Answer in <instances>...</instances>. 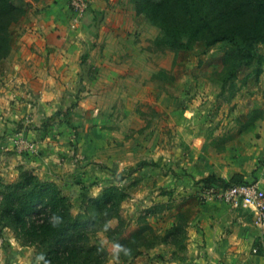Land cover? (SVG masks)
I'll return each instance as SVG.
<instances>
[{
    "label": "crops",
    "instance_id": "crops-1",
    "mask_svg": "<svg viewBox=\"0 0 264 264\" xmlns=\"http://www.w3.org/2000/svg\"><path fill=\"white\" fill-rule=\"evenodd\" d=\"M14 2L26 5L27 9L11 25V49L0 60V181L13 180L21 165L31 166L42 178L58 183L78 212L113 179L100 165L94 164L96 158L106 159L100 153L107 151L106 135L112 132L101 123L112 116L104 111L88 110L85 104L87 100L90 104L104 99L103 88L117 78L115 73L108 74L115 65L112 58L125 53L122 49L115 50L123 36L118 28L123 24L130 26L140 16L131 0H90L80 27L71 31L69 0ZM142 38L147 40L146 36ZM164 67L170 76V66ZM173 75H178L176 67ZM177 79L181 85L183 78ZM263 90L259 108H254L263 115L249 129L235 130L222 147L212 142L208 137L211 131L207 133L206 126L201 124L208 125L204 122L206 116H192L198 121L193 130L184 124L190 119L183 117V112L176 117L180 120L177 126L174 124L183 137L170 141L159 135L156 140L146 142V147L139 145L145 142L143 138L132 144L139 149L136 154L141 155L140 159L148 162L134 176L138 187L129 189L130 196L121 205L120 214L126 219L124 237L138 230L140 214L154 208L147 218L153 228V244L142 247V252L134 257L120 256L119 264H264V228L254 223L251 211L219 199L202 200L197 192L202 180L212 174L215 181L243 179L257 182L264 190ZM183 95L187 91L179 101ZM168 100L169 97L165 101ZM76 101L77 106L68 113L58 112L67 103ZM174 108L170 107L171 112L164 109L159 112L171 120L175 116ZM67 118L78 129V136L72 134ZM222 131L229 134L227 128L215 125L214 133ZM16 135L37 142L38 153L14 149ZM179 212L186 219L181 245L167 235L176 225ZM116 223V219L110 221L111 225ZM0 236L3 240L0 260L5 259L8 264H13L12 260L15 264L16 261L39 264L33 256L35 248L20 244L1 222ZM98 238L108 250L103 264H115L111 254L115 243L103 231L98 232ZM253 248L257 252H252Z\"/></svg>",
    "mask_w": 264,
    "mask_h": 264
},
{
    "label": "trees",
    "instance_id": "trees-1",
    "mask_svg": "<svg viewBox=\"0 0 264 264\" xmlns=\"http://www.w3.org/2000/svg\"><path fill=\"white\" fill-rule=\"evenodd\" d=\"M131 1L135 13L159 29L154 45L160 51L178 52L191 49L199 42L206 47L223 41L233 43L234 52L224 55L222 67L216 72L222 89L229 80L236 78L242 65L262 59L255 46L264 43V0ZM26 9V5H17L14 0H0V60L7 57L11 49V25ZM262 115L260 109H253L249 120L253 122ZM146 163L141 162V165ZM204 180L215 181L216 178L212 174ZM222 182L228 186L245 181ZM129 196L126 187L112 183L90 198L82 210L75 212L70 197L58 183L42 178L31 166L21 165L16 178L0 181V222L2 227L13 232L20 244L35 248L39 264L45 261L47 264H103L108 250L98 238L100 231L110 241L131 249L130 256L120 255L128 259L141 253L142 247L153 244V228L147 218L154 212V208L146 209L138 218V230L124 237L126 219L121 216L120 209ZM53 214L61 218L56 227L50 223ZM112 219L117 223L105 230V224H110ZM185 225L184 213H177L176 225L167 232L176 244L183 242ZM41 255L43 260L38 259Z\"/></svg>",
    "mask_w": 264,
    "mask_h": 264
},
{
    "label": "rangeland",
    "instance_id": "rangeland-1",
    "mask_svg": "<svg viewBox=\"0 0 264 264\" xmlns=\"http://www.w3.org/2000/svg\"><path fill=\"white\" fill-rule=\"evenodd\" d=\"M69 28L71 29L70 25ZM118 30L123 36L119 33L121 38L117 41L115 50L117 52L122 49L125 53L122 51L123 54L120 53V57L112 58L115 65L113 70L108 72L109 75L115 73L117 78H112L110 84L103 88L105 97L101 102L93 101L89 104L87 100L85 104L88 106V110H97V113L104 111L112 116L110 120H104L101 123L112 132L111 135H106L109 138L107 151L100 153L105 155L106 159L96 158L94 161V164L100 165L104 171L113 176L112 182L109 184L114 183L126 187L128 191L138 187V180L134 176L140 174L138 171L143 166L141 162L148 161L140 159L141 155H137L139 149H136L132 144L138 138H143L145 142L139 143V145L146 147V142L156 140L159 135L164 140L170 139V141H174L179 136L183 137L184 135L180 134L175 127L180 121L176 117L182 112L185 114L183 117L190 119L184 124L193 130L196 129L198 121L195 122L192 116L200 114L206 116L204 122H207L208 125L201 124L206 126L207 133L211 131L208 137L212 138V142L217 147L224 146L229 141L228 139L233 137L235 130L241 131L253 126L254 121L250 122L249 114L254 108H259L257 106L260 104L261 92L264 89V43H257L255 46L262 59H253L250 63L242 65L236 78L229 80L225 89H222L216 72L222 67L224 55L234 52L235 46L230 41L218 42L209 47L199 42L191 49L178 52L170 49L160 51L154 45V39L159 35V29L146 22L142 16H140V20L139 18L133 19L130 26L123 24ZM71 31L76 30L71 29ZM142 35L146 36L147 40L141 39ZM99 45L101 48L103 47L102 44L99 43ZM140 49L144 52H141ZM116 52L114 51V53ZM164 65L170 66L171 77H164L166 74ZM175 67L178 75H173ZM93 74L92 72L91 75ZM178 77L183 78L181 85L177 81ZM186 91L187 95H183L179 101V97ZM168 97L169 100L166 102ZM77 104L78 101L67 103V107L58 112L67 110L68 113L70 108L76 107ZM170 107L172 109L175 107V110H172L175 112V116L171 120L164 118L160 113L162 109L171 112ZM119 116H121L120 119ZM216 116H219V119H215ZM67 120L71 121H68L67 125L71 128L72 134L78 136V129L74 128L73 121L69 118ZM74 121L77 122V120ZM169 121L172 123H168ZM97 122L98 120L95 125ZM180 124L182 125V122ZM215 125L227 128L229 134L226 132L222 134L223 131L219 134L214 133ZM18 137L26 139L21 135H16L12 144L14 149L21 153L33 155L38 153V143L35 141L32 142L36 143V152L19 150L20 144L15 143ZM211 183L224 185L222 181L202 180L197 192L201 193ZM199 196L201 197L200 194ZM0 243L3 244L1 236ZM11 255L13 256V254ZM33 256L35 259V253ZM10 262L15 264L14 260ZM16 262L19 264L18 261ZM0 264L8 263L2 259Z\"/></svg>",
    "mask_w": 264,
    "mask_h": 264
},
{
    "label": "built area",
    "instance_id": "built-area-1",
    "mask_svg": "<svg viewBox=\"0 0 264 264\" xmlns=\"http://www.w3.org/2000/svg\"><path fill=\"white\" fill-rule=\"evenodd\" d=\"M90 6V0H69V25L72 30H78ZM15 143L27 152H36V143L18 137ZM203 200L219 199L233 207H241L251 211L254 223L264 228V190L257 182L233 183L228 186L211 183L201 192ZM252 252H257L256 248Z\"/></svg>",
    "mask_w": 264,
    "mask_h": 264
},
{
    "label": "clouds",
    "instance_id": "clouds-1",
    "mask_svg": "<svg viewBox=\"0 0 264 264\" xmlns=\"http://www.w3.org/2000/svg\"><path fill=\"white\" fill-rule=\"evenodd\" d=\"M93 195H95V193H93ZM60 222H61V218L59 216L53 214L50 217V223L52 224L53 227L58 226ZM111 226L112 225L110 224H105L104 228L105 230H107ZM101 250L102 249H98V251H101ZM121 253H123L125 257H128L131 255V249L126 248L123 245H120L119 243L113 244L111 248V254H112L113 260L115 261V264H119ZM38 259L43 260L44 257L41 255L40 257H38ZM45 264H47L46 261H45Z\"/></svg>",
    "mask_w": 264,
    "mask_h": 264
}]
</instances>
